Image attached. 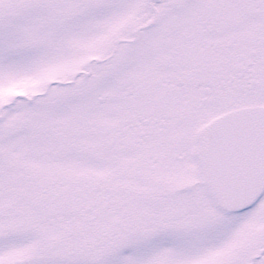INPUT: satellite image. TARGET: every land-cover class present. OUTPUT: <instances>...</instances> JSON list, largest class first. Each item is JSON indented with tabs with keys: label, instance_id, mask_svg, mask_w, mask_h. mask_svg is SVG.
Returning a JSON list of instances; mask_svg holds the SVG:
<instances>
[{
	"label": "snow or ice",
	"instance_id": "1",
	"mask_svg": "<svg viewBox=\"0 0 264 264\" xmlns=\"http://www.w3.org/2000/svg\"><path fill=\"white\" fill-rule=\"evenodd\" d=\"M0 264H264V0H0Z\"/></svg>",
	"mask_w": 264,
	"mask_h": 264
}]
</instances>
